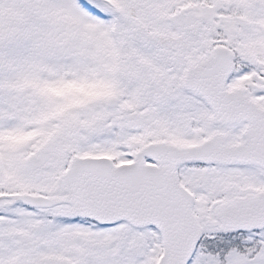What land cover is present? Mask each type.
<instances>
[{
    "label": "snow or ice",
    "instance_id": "1",
    "mask_svg": "<svg viewBox=\"0 0 264 264\" xmlns=\"http://www.w3.org/2000/svg\"><path fill=\"white\" fill-rule=\"evenodd\" d=\"M0 264H264V0H0Z\"/></svg>",
    "mask_w": 264,
    "mask_h": 264
}]
</instances>
